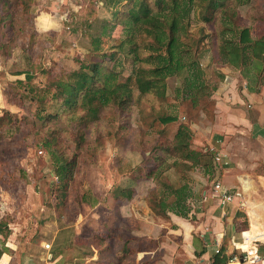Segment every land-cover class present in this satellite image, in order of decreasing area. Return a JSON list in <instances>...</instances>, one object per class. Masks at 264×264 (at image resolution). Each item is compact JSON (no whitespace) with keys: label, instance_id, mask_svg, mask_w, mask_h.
I'll use <instances>...</instances> for the list:
<instances>
[{"label":"rangeland","instance_id":"1","mask_svg":"<svg viewBox=\"0 0 264 264\" xmlns=\"http://www.w3.org/2000/svg\"><path fill=\"white\" fill-rule=\"evenodd\" d=\"M99 1L0 0V117L9 113L19 120L32 119L36 108L43 107L48 113H54V108L62 105V99H52V84L58 79L67 80L81 66L99 60L97 53L89 51L92 36H98L101 30L100 22H92L103 16ZM230 9L236 12V24L249 27L253 36L263 33L264 22L254 19L260 18L264 11V0L236 7L233 3ZM221 28L218 15L206 23L197 13L191 15L189 33L198 43L206 80L215 89L208 98L200 99L197 106L175 99L174 89L179 81L170 78L164 101L143 99L125 110L96 107L95 113L77 105L52 119L48 126L42 124L39 130L47 131V127L55 130L69 152L75 149L72 141L81 136L84 141L78 150L74 180L61 205H58L60 193L55 190L53 158L41 147L51 135L36 132L25 120L18 132L0 135V241L13 235L16 240L41 241L44 246L51 236L50 228H45L47 223L59 220L61 227L69 232L70 225L78 219L82 245H90V255L99 256L96 264H103L106 260L101 259L103 250L116 246L118 235L128 236L139 225L133 218L119 221L116 207L110 204L109 192L119 185L124 186L127 179H137L136 193L130 203L143 202L146 212L151 194L159 195L162 190L159 179L146 177L149 170L157 167L151 148L161 132L171 140L177 127L184 125L189 129L190 148L210 153L213 160L212 152L205 150L209 149L217 113L213 97L223 83L224 69L229 68L221 66L218 60ZM106 46L109 47V40L105 38L100 47ZM116 57L110 62V68L120 73L123 82L131 71L132 62L121 53ZM231 70L235 75L241 74L237 69ZM19 73L22 75H17ZM24 73L31 76L30 81L25 80ZM243 81V86L248 88L247 80L243 78ZM35 93L39 99L34 98ZM165 114L175 115L177 122L163 126L158 117ZM172 163V160L166 162L160 180L169 179L176 186L182 184L183 177L192 185L203 169L186 170L183 164L173 166ZM254 190L246 196L263 197V189Z\"/></svg>","mask_w":264,"mask_h":264},{"label":"trees","instance_id":"2","mask_svg":"<svg viewBox=\"0 0 264 264\" xmlns=\"http://www.w3.org/2000/svg\"><path fill=\"white\" fill-rule=\"evenodd\" d=\"M252 1L101 0L103 16L92 21L94 24L100 22L101 30L98 36H92V50H89L97 53L99 60L81 66L67 80L58 79L52 84V99H62V105L57 109L53 107L54 113H48L43 107L36 108L32 119L21 120L9 113L4 114L0 117V135L18 132L22 120L33 130L37 129L36 132L51 135V139L41 147L50 159L53 158V174L57 179L55 190L60 193L58 205L63 204L74 180L78 150L84 141L82 136L72 141L75 149L69 152L56 136V131L47 127L52 119L77 105L83 106L89 113H95L98 107L105 106L125 110L130 104L142 102L143 99L164 101L168 94L167 80L170 78L179 81L174 89L175 99L189 101L193 106L215 90L206 80V72L199 60L198 43L189 33L191 15L197 13L205 23L217 15L221 17L222 28L217 46L220 65L239 70L247 80L250 91H261L264 87V34L253 36L249 27L236 24V12L230 9L233 3L236 7ZM105 38L109 40V47L102 49L101 40ZM120 53L132 62L131 71L123 82L120 81V73L110 68V62ZM24 75L27 82L31 80L28 73ZM34 98L39 99L38 93L34 94ZM158 120L167 126L176 123L177 117L165 114L159 116ZM42 124H47V131L39 130ZM189 139V129L180 124L171 140H167L161 132L151 148V157L157 167L149 170L146 177L159 179L162 190L159 195L153 192L148 204L158 217L165 218L167 213L186 217L190 208L188 200L192 196L191 184L185 177L179 186L169 179L160 180L167 161L172 160L173 166L183 164L186 170L193 167L209 169L211 165L210 157V162L204 159L210 156L209 153L191 149ZM136 185L137 179L132 178L127 179L124 186L112 189L109 192L110 204L130 201L136 193ZM226 260L223 257L215 260L214 264H226Z\"/></svg>","mask_w":264,"mask_h":264},{"label":"crops","instance_id":"3","mask_svg":"<svg viewBox=\"0 0 264 264\" xmlns=\"http://www.w3.org/2000/svg\"><path fill=\"white\" fill-rule=\"evenodd\" d=\"M257 19L264 22V11ZM224 70L213 97L217 113L212 139L205 149L214 157L190 185L189 213L158 217L149 206L145 212L143 202L130 203L132 199L112 205L119 221L133 218L139 225L128 236L118 235L116 246L103 250V264H214L223 257L227 264L233 255L243 257L247 251L264 256V194L259 199L246 196L253 188L264 190V87L250 91L241 74ZM216 182L233 196L231 202L219 204L213 194ZM80 223L75 220L69 232L59 220L47 223L49 249L41 241L16 240L13 235L0 241V264H96L99 256H91L90 245L83 246L79 238Z\"/></svg>","mask_w":264,"mask_h":264},{"label":"built area","instance_id":"4","mask_svg":"<svg viewBox=\"0 0 264 264\" xmlns=\"http://www.w3.org/2000/svg\"><path fill=\"white\" fill-rule=\"evenodd\" d=\"M216 163L221 162L219 156L215 157ZM213 194L219 200L220 205H225L233 200V196L224 190L223 185L220 182H216L213 185ZM50 245L45 244L44 248L49 249ZM227 264H264V256H260L256 251H247L245 256L238 257L233 255L228 259Z\"/></svg>","mask_w":264,"mask_h":264},{"label":"bare ground","instance_id":"5","mask_svg":"<svg viewBox=\"0 0 264 264\" xmlns=\"http://www.w3.org/2000/svg\"><path fill=\"white\" fill-rule=\"evenodd\" d=\"M250 247V246H249ZM250 248H248V247H245L243 250H249Z\"/></svg>","mask_w":264,"mask_h":264}]
</instances>
